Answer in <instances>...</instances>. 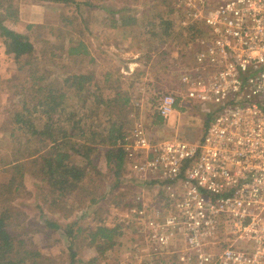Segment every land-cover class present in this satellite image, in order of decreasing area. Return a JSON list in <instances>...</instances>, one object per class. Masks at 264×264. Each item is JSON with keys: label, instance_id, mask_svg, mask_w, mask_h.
<instances>
[{"label": "rangeland", "instance_id": "rangeland-1", "mask_svg": "<svg viewBox=\"0 0 264 264\" xmlns=\"http://www.w3.org/2000/svg\"><path fill=\"white\" fill-rule=\"evenodd\" d=\"M175 3L0 0L1 23L26 35L33 44L32 53L15 58L0 35V210L5 208V184L14 177L19 187L6 196L7 205L16 215L8 231L26 249L40 255L38 263L29 258L25 264H178L171 254L148 255L128 215L129 202L137 189L130 184L124 163L116 173L115 161L107 160L112 146L84 142L92 135L106 139L112 124L122 131L127 129L133 100L143 105L138 111L152 129L157 118L150 109L152 93L176 87L175 72L186 48L187 37L176 22ZM77 43H82L80 50L87 53L70 55L68 48ZM79 73L89 78L82 90L65 81ZM33 77L41 78L38 84H33ZM48 90L55 96L64 94V98H56L62 102L63 111L54 114V123L67 134L74 121L85 131V136L67 140L69 146L76 143L80 151L71 152L68 162L81 167L84 176L65 194H59L38 172L40 166L33 160L39 152L27 156L41 149L36 135L28 126L27 130H13L18 128L14 119L23 99L31 108L39 97L37 92L45 96ZM119 94L129 97L125 108L116 100ZM43 111L41 107L27 115L37 130L48 118ZM158 125L156 135L177 133L187 140L199 137L203 129L187 110L172 113ZM87 146L91 151L85 157ZM22 161L26 166L20 177L11 166ZM47 221L58 227L47 225ZM100 225L117 227L112 243L93 238ZM71 253L75 254L74 263Z\"/></svg>", "mask_w": 264, "mask_h": 264}, {"label": "built area", "instance_id": "built-area-1", "mask_svg": "<svg viewBox=\"0 0 264 264\" xmlns=\"http://www.w3.org/2000/svg\"><path fill=\"white\" fill-rule=\"evenodd\" d=\"M175 13L187 37L177 85L150 109L187 110L203 129L156 135L132 101L119 143L138 189L128 215L150 258L264 264V0H176Z\"/></svg>", "mask_w": 264, "mask_h": 264}, {"label": "trees", "instance_id": "trees-1", "mask_svg": "<svg viewBox=\"0 0 264 264\" xmlns=\"http://www.w3.org/2000/svg\"><path fill=\"white\" fill-rule=\"evenodd\" d=\"M54 3H68L70 0H47ZM126 20V19H125ZM122 24H127V21H123ZM30 27V26H29ZM0 35L3 37L4 42L7 46V51L12 53L15 58L29 55L33 51V44L29 38L19 32H16L8 27L4 26L0 21ZM82 43H77V45L70 46L68 48V53L70 55H76L79 53H87V51H81ZM28 62V61H27ZM40 77H33V84H38ZM89 78L86 75L81 73L72 75V80L65 79L70 86H74L78 90H82L84 83L87 82ZM39 97L36 99L35 104L29 108L25 99L22 101L21 109L15 114V123L18 128L13 127L14 129L25 128L32 135H36V141L41 143L40 151L38 149L27 153V156H34L39 152V155L35 157L33 162H38L40 166L38 172L41 176H46L53 188L55 187L59 194H65L73 189H75L78 184L82 181L84 176V171L81 167L73 165L68 162L71 152H80L79 148L76 146V143H73L71 146L68 145V139L75 137L85 136V131L83 127L78 122H72L70 129L67 134V130L60 128L58 123H54V114L57 112H62L63 108L62 102H58L56 98H64V94L60 93L58 96H55L53 90L46 91L44 95H40L41 92H37ZM44 96V97H43ZM102 100V99H101ZM117 102L121 104V107L125 108L129 102V97L121 96V94L116 97ZM103 102V101H102ZM43 108V113L47 116L46 122L43 124L40 130H37L34 126V123L27 117L38 111L39 108ZM154 125H158L162 122V118L156 116ZM57 119H55V122ZM33 128V129H32ZM35 128V129H34ZM108 135L105 138L96 139V135H92L94 138L84 140L85 143L96 141L95 143H100L103 145L112 146L111 150L107 152V160L115 161L116 164V173L119 172L121 166L124 163V155L119 143L124 135L125 129L120 130V126L116 127L114 124L110 125L109 130H107ZM115 132L117 134H115ZM14 136V132L11 133ZM96 136V137H95ZM64 141V142H62ZM87 141V142H86ZM88 144V143H87ZM91 151L90 147H85V152L83 155L85 157L89 156ZM29 152V151H28ZM26 163L15 162L12 164L11 169L14 170L13 173L18 174L20 177L23 176V171L25 169ZM2 186V185H1ZM0 186V187H1ZM19 186L15 185L14 177L10 179L8 183L5 184V208L0 210V264H25L26 260L29 258L34 259L32 263H38L36 259L40 257L39 253H36L32 250L26 249L23 246L21 240H16L8 231V226L13 222L15 212L11 210L12 208L7 205L8 197L6 196L11 190L13 192L18 189ZM134 187V186H133ZM54 188V189H55ZM1 194V190H0ZM1 197V196H0ZM2 205V203H1ZM47 225L54 228L58 227L56 223L51 221L46 222ZM117 227H107V226H98L94 232L93 238L103 239L110 243L113 242L114 236L117 233ZM71 233V231H68ZM74 253H71V263H74ZM75 261H80L79 259Z\"/></svg>", "mask_w": 264, "mask_h": 264}, {"label": "crops", "instance_id": "crops-1", "mask_svg": "<svg viewBox=\"0 0 264 264\" xmlns=\"http://www.w3.org/2000/svg\"><path fill=\"white\" fill-rule=\"evenodd\" d=\"M187 41V40H186ZM185 43V42H184ZM163 119V118H162ZM129 123H130V121H129ZM171 136H173V135H171ZM162 137H169V136H162ZM124 165H126V163H125V159H124ZM126 168H127V166H126ZM130 180V184L132 185V186H134V184L132 183V180L131 179H129ZM134 189H135V187H134ZM137 189V188H136ZM138 190V189H137ZM136 192V191H135Z\"/></svg>", "mask_w": 264, "mask_h": 264}]
</instances>
